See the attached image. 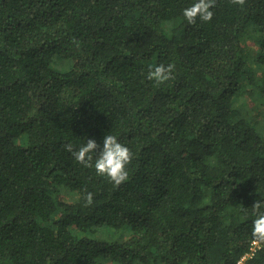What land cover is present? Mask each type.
Returning a JSON list of instances; mask_svg holds the SVG:
<instances>
[{
    "label": "trees",
    "instance_id": "1",
    "mask_svg": "<svg viewBox=\"0 0 264 264\" xmlns=\"http://www.w3.org/2000/svg\"><path fill=\"white\" fill-rule=\"evenodd\" d=\"M195 2L0 0V264H238L250 252L264 0H216L210 22L190 25ZM160 64L174 78L156 86ZM108 134L133 154L119 187L64 150L94 139L99 155ZM247 264H264V248Z\"/></svg>",
    "mask_w": 264,
    "mask_h": 264
},
{
    "label": "clouds",
    "instance_id": "2",
    "mask_svg": "<svg viewBox=\"0 0 264 264\" xmlns=\"http://www.w3.org/2000/svg\"><path fill=\"white\" fill-rule=\"evenodd\" d=\"M233 5L243 8L246 0H229ZM216 6V0H196L191 6L183 10V17L188 24L194 25L197 20L210 22L213 19L212 9ZM174 65L160 64L149 70L147 79L153 81L156 86L166 83L174 78ZM98 145L94 139H87L86 144L74 150L71 144L64 145V150L71 153L76 162L85 168H94L96 175L106 177L108 181L119 187L128 179L127 166L131 164L133 154L116 136L108 134L103 140V149L97 155ZM95 154V159L94 155ZM85 207L93 204V193L85 196ZM255 219L252 222L251 235L254 241L264 242V200L258 199L252 206Z\"/></svg>",
    "mask_w": 264,
    "mask_h": 264
},
{
    "label": "built area",
    "instance_id": "3",
    "mask_svg": "<svg viewBox=\"0 0 264 264\" xmlns=\"http://www.w3.org/2000/svg\"><path fill=\"white\" fill-rule=\"evenodd\" d=\"M262 247L264 248V242L254 241L250 252H248L245 256H243V258H241L238 264H247L248 259L255 254L257 249L262 248Z\"/></svg>",
    "mask_w": 264,
    "mask_h": 264
},
{
    "label": "rangeland",
    "instance_id": "4",
    "mask_svg": "<svg viewBox=\"0 0 264 264\" xmlns=\"http://www.w3.org/2000/svg\"><path fill=\"white\" fill-rule=\"evenodd\" d=\"M248 44V47H249V49H250V51H251V53H256L257 52V49H256V47L252 44V42H248L247 43ZM246 101L248 102V103H252L249 99H246ZM254 101V100H253ZM74 198H73V196L72 195H69V194H67V193H65V200H69V201H72Z\"/></svg>",
    "mask_w": 264,
    "mask_h": 264
}]
</instances>
